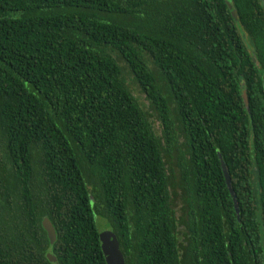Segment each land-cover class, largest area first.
Masks as SVG:
<instances>
[{"label": "trees", "instance_id": "trees-1", "mask_svg": "<svg viewBox=\"0 0 264 264\" xmlns=\"http://www.w3.org/2000/svg\"><path fill=\"white\" fill-rule=\"evenodd\" d=\"M99 218L125 264H264V0H0V264H107Z\"/></svg>", "mask_w": 264, "mask_h": 264}, {"label": "water", "instance_id": "water-1", "mask_svg": "<svg viewBox=\"0 0 264 264\" xmlns=\"http://www.w3.org/2000/svg\"><path fill=\"white\" fill-rule=\"evenodd\" d=\"M226 4H227L228 8L230 9L231 15L235 18L236 17L235 9L231 8V4L228 1H226ZM242 98L244 100L245 106L247 107L248 102H247V97L245 95L244 90L242 91ZM218 158L220 161V167H221V170L223 173L225 184H226L227 189H228V191L231 195V198L233 200L235 211H236V213H238V206H237V203L235 200V195H234L233 190L230 186L229 175H228V172L226 170L225 164L221 158L220 153H218ZM41 223H42V227L44 228V230L47 233V237H48L50 244H52L53 241L55 240V231H54L52 223L50 222V220L46 216H43ZM95 227H96V231L98 234V238L100 240V246H101L102 252L104 254V258H105L106 263L107 264H125L123 255H122L120 248H119L118 240L116 238L115 233L113 232V230L111 228L110 223L104 218H99L95 221ZM46 255L49 258H52L50 248L47 249Z\"/></svg>", "mask_w": 264, "mask_h": 264}, {"label": "rangeland", "instance_id": "rangeland-1", "mask_svg": "<svg viewBox=\"0 0 264 264\" xmlns=\"http://www.w3.org/2000/svg\"><path fill=\"white\" fill-rule=\"evenodd\" d=\"M127 77H129V76H127ZM129 86H130V88L132 89L133 93H134L137 97H139V99H140L143 103L146 104V100L144 99L143 94L139 91L137 85H136L135 83H132V82H131V83L129 84ZM152 118L154 119V116H152ZM154 126H155V130H156V132L158 133V132H159V130H158V128H159L158 124H157V123H154ZM95 221H96V220H95Z\"/></svg>", "mask_w": 264, "mask_h": 264}]
</instances>
